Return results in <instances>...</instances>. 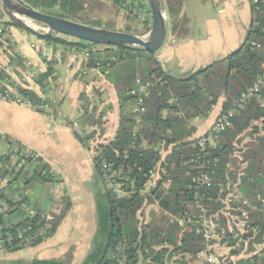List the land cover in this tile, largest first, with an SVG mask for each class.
<instances>
[{
  "label": "trees",
  "instance_id": "obj_1",
  "mask_svg": "<svg viewBox=\"0 0 264 264\" xmlns=\"http://www.w3.org/2000/svg\"><path fill=\"white\" fill-rule=\"evenodd\" d=\"M23 1L44 14L83 23L77 16L83 9V5L77 2L71 0ZM116 2L118 5L124 3L131 13L135 9H147L146 0H116ZM254 9L255 7L253 8V29L242 48L234 55L214 63L188 79L166 76L160 63L151 58L147 59L146 56L151 53L143 49L100 46L75 39L69 42L56 35L40 39L53 47L55 52L63 47L88 52L90 59L85 65L90 69L100 67L104 74L110 69L123 71L122 74L117 72L116 81H114L122 113L119 132L112 142L100 144L95 151L93 188L97 231L92 241V248L82 264H191L187 258L194 263L199 254L206 252L204 238L197 233L199 225L196 222L188 225L187 228H182L177 222L170 223L167 220V225L161 227L157 223V216L153 215L154 219L147 224L142 216L146 207L153 204H158L162 211L174 217H184L186 214L193 217L198 216L199 212L194 203L198 172L192 163L197 154L195 147L197 140L183 143L184 139L181 137L180 130L186 120L208 117L222 96L226 98L222 114L226 113L241 94L252 87L259 75L264 72V49L254 50L251 46L252 42L262 39L260 24L264 20V4L261 5L259 12H255ZM167 11L170 22L173 24L175 17L179 14L171 7H167ZM147 13L150 15V10ZM146 25L147 27L151 25V18ZM6 26L16 25L6 23ZM88 26L102 28L97 23ZM124 32L132 34L133 30L127 29ZM9 48H12L11 45ZM101 53H105V61L99 56ZM145 60L154 66V69L149 73L139 75L138 63L146 62ZM54 64V61L49 62L47 72L41 74L35 81L44 96L49 95L56 82ZM9 67L15 71L20 68L24 69L26 61L13 51ZM152 75L156 77L152 78ZM8 77L10 76L6 69L0 67V89ZM138 80L145 84L151 83L149 95L144 101L146 112L141 120L143 129H138L134 118H130L126 112L128 102L135 103V97H131L128 93L138 89ZM11 84L14 85V82ZM18 92L20 97L29 99L36 106L41 105L43 101V98L34 90L18 87ZM81 99L84 103L88 100L85 94L81 96ZM37 111L45 113L41 109ZM85 111L87 118H94L97 113L95 108L90 111L89 106L85 108ZM102 116L93 125L101 126ZM256 123L262 124V132H264V93L262 103L252 100L246 109L233 120V127L221 136L216 149L212 150L213 158L217 161L211 170L213 186L203 191L206 194V204L210 215L217 214L226 208L224 201L228 194L234 191V189L228 190L229 181L237 183L239 176L232 171L239 170L236 167L237 160L232 157L235 142L239 141L238 137L249 129L258 133L259 128L255 125ZM169 130L173 131L172 135L168 134ZM76 136L82 145L90 148L88 142L95 138L96 133L85 137L76 133ZM144 141H147V145ZM16 145L13 144V147H21ZM163 145L164 148L175 145L173 151L164 160L160 147ZM242 157L244 162H248V166L243 171L238 188L243 193L242 200H248L257 210L245 207L241 201V203H231L229 214L241 216V210L249 212L251 225L260 229L261 234L258 237L260 242L264 236V216L259 210L260 204L257 196H264V134L248 147ZM159 163L161 164L159 171L161 179L151 187L150 172L156 170ZM231 164L235 166L234 169L229 168ZM106 167L121 173V180L118 182L123 184L122 191L128 194L125 198H120L114 189L109 188L111 173H107ZM48 171V165L34 167L31 164L24 174L26 185L52 184L53 179ZM8 172L2 169L0 177L6 178ZM19 177L20 175H15L9 187L0 192V208L4 201L11 207L14 205L13 199L18 190L14 191L13 186ZM168 182L170 183L169 188H165V183ZM19 210L9 213L8 217ZM8 217L0 213V228L2 229L0 233L6 237L17 236L23 228H30L28 236L33 237L45 225L42 213L24 217L19 224H13L11 227H6ZM219 218L220 227L228 228L229 218L223 215H219ZM60 220L55 217L51 222V228L44 229L45 234L34 239L32 244L25 247L17 244L15 248H7V252L16 253L42 244L56 234ZM227 238L230 246H234L236 241L230 233ZM241 254L242 249L231 251L229 257H225L224 264H264V252L250 258L241 257ZM232 258L238 259L234 261ZM10 264L64 263L35 259L31 262L19 260Z\"/></svg>",
  "mask_w": 264,
  "mask_h": 264
},
{
  "label": "crops",
  "instance_id": "obj_2",
  "mask_svg": "<svg viewBox=\"0 0 264 264\" xmlns=\"http://www.w3.org/2000/svg\"><path fill=\"white\" fill-rule=\"evenodd\" d=\"M80 1L84 10L85 2L88 0ZM165 3L166 7H171L179 15L175 17L173 24L169 21L167 39L161 49V55L156 60L165 75L175 79H188L214 63L234 55L249 39L253 29L254 13L250 0H165ZM77 16L79 19L83 18L82 15ZM0 22H7L1 6ZM81 24L86 25L85 22ZM8 30L12 48L8 51L0 50V67L12 70L13 80H18V72L22 68L15 71L9 67L10 57L14 51L26 61V64L36 66L41 74L47 72L49 62L43 61L39 52L32 47L34 43L46 45L47 43L17 26H9ZM109 30L123 32L122 28ZM48 47L49 54L55 56L51 61L55 62L56 82L47 96L58 100L56 112L54 115H49L33 108L0 100V152L3 150L5 140L17 144L16 146L32 149L40 155L45 165L55 172L59 180L58 185L52 183L26 186L25 209L20 208L6 218V227L19 224L31 210L35 213H48L57 197L62 198L63 204L60 213L56 216L61 222L56 234L42 244L16 253L4 251L2 252L4 256L0 259L11 263L19 260L31 262L38 259L64 264H82L92 248V241L97 231L93 188L94 151L100 144L112 142L119 132L122 113L114 81L117 72L122 74L123 71L110 69L104 74L100 67L90 69L81 59L74 57L76 50L73 48L63 47L55 52L53 47ZM142 62L144 61L138 63L139 75L154 69L151 64L142 65ZM155 77L152 75V78ZM24 86L25 89L34 90L41 97L44 96L35 82L25 83ZM83 94L88 99L86 104L81 99ZM225 103L226 98L222 96L208 117L186 120L180 130L183 143L193 142L207 135L222 114ZM84 106L85 108L89 106L90 111L96 109L94 118H87ZM126 112L132 118L130 102L126 106ZM101 116L103 124L93 125ZM255 125L259 128L258 133L249 129L238 137L239 141L235 142L232 157L237 160L236 167L239 170H235L232 164L229 168L239 174L237 181L239 184L243 171L248 166L242 155L258 137L264 134L262 124ZM74 127H79L88 134L96 133L95 138L88 143L90 148L81 144ZM140 129H143L142 123ZM168 134L172 135L173 131L169 130ZM144 144L147 145V141H144ZM174 146L168 148H164V145L160 146L163 160L173 151ZM160 168L159 163L154 170L155 179L152 186L161 179ZM169 185V182L165 183V188H169ZM121 194L126 197V193ZM238 194L242 198L243 193L240 188ZM149 211L156 212V215L165 217L172 223V215L162 211L158 204L147 206L144 214ZM216 251L225 254L224 257L227 258L231 252L217 246ZM199 256L200 254L194 263L190 258L187 260L191 264H203L206 255ZM232 259L237 261L238 258Z\"/></svg>",
  "mask_w": 264,
  "mask_h": 264
},
{
  "label": "built area",
  "instance_id": "obj_3",
  "mask_svg": "<svg viewBox=\"0 0 264 264\" xmlns=\"http://www.w3.org/2000/svg\"><path fill=\"white\" fill-rule=\"evenodd\" d=\"M264 4V1L260 0H252L251 5L254 8L255 12H259L261 9V5ZM146 5L149 9L147 0ZM146 7V8H147ZM261 33L262 39L260 41L252 42L251 46L254 50H262L264 49V20L261 22ZM9 27L6 26V23H0V50L8 51L11 39L9 37ZM48 45V44H47ZM41 43H34L33 49L37 50L45 62H51L54 59V55L49 54V45ZM74 57L77 59H81V61L85 64L90 59V54L86 51H75ZM113 60V59H112ZM6 72L10 77L4 80L2 89H0V100L4 102L13 103L19 106H25L33 109H41L45 113L49 115L55 114V109L58 106V102L55 98L43 96V101L41 105H34L29 99L20 97L18 92V87L26 88L25 83L35 82L36 79L41 75L40 71L36 66L26 64V67L18 72V80L14 81L12 78V70L6 69ZM14 82V85L11 84ZM138 89L130 91L128 94L131 97H135V103H130V116L134 118L138 129L141 127L142 116L146 112L145 97L149 95V88L151 87V83H143L141 80H138ZM263 93H264V72L259 75L256 82L250 87L246 92L242 93L238 100H236L230 110L226 113L221 114L217 121L213 124L210 131L207 135L201 137L197 140L195 147L197 149V154L195 160L192 163L195 165V169L198 172V177L196 180V193L194 203L199 212L197 217L185 215L184 217H174L171 216L172 222H177L178 225L182 228H187L188 225L194 224L195 222L199 225L197 229V233L202 235L204 238V245L206 247V252L200 254L206 255L208 264H224L225 263V254H221L216 251L217 247H223L228 249L229 251L233 250H241L242 249V257L250 258L254 255L260 254L264 251V236L263 239L259 242L258 237L261 232L255 226L251 225L250 214L247 211L241 210L242 215H230L229 210L231 209V203H241L245 207L252 208L253 210H257L256 207L251 205L248 200H242V198L238 194V186L239 183L229 181L227 186L228 190L234 189L233 192H230L227 196V199L224 201L226 208L221 210V212L210 215V211L207 207L206 194L203 191L212 188L213 181L211 176V170L215 167L217 161L213 158L212 150L216 149L217 142L221 138V136L227 132L229 129L233 127V120L238 117L248 106V104L252 100H257L258 102L263 101ZM0 166L5 163L12 164L17 169H9V172L20 175L18 181L13 186V190L16 192V196L13 199V206L11 207L7 202H2L0 213H4L6 217L9 216V213L18 210L20 208L25 209V205L27 203V193L26 189V178L23 172L28 171L29 166L32 164L34 167H39L45 165L42 158L38 153L29 149L27 147L15 148L13 144L5 140L3 143V150L0 152ZM31 163V164H30ZM107 173H111L110 176V184L114 188L116 193L123 192L122 187L123 184L119 183L118 180H121V173L117 171H112L110 167H106ZM50 177L53 179V184L58 185L59 180L55 172L49 168L48 171ZM6 178L0 177V192L7 187L13 180L9 174H6ZM155 179V171L150 172V180L149 184L152 186L153 180ZM128 195V194H126ZM258 203L260 204V212L264 216V196H257ZM62 205V198L57 197L52 206L50 207V213H43L42 218L45 221V225L43 229L36 235L28 236L30 232V228H23L19 231L17 236L10 235L6 237L3 233H0V251H7V248H15L18 246H28L32 244L34 239L39 238L45 234L46 231L44 229L51 228V222L55 219V217L60 212V207ZM37 213L34 211L28 212L29 216H36ZM219 215H223L228 217V228L220 227V218ZM1 231V230H0ZM228 233L232 235L235 239V245L230 246L229 239L227 238ZM262 242V243H261ZM216 243V244H214ZM253 250V251H251Z\"/></svg>",
  "mask_w": 264,
  "mask_h": 264
},
{
  "label": "water",
  "instance_id": "obj_4",
  "mask_svg": "<svg viewBox=\"0 0 264 264\" xmlns=\"http://www.w3.org/2000/svg\"><path fill=\"white\" fill-rule=\"evenodd\" d=\"M147 3L151 13L152 27L148 36L144 38L50 16L34 9L23 0H0V6L11 24L39 39L56 34L100 46L130 47L157 53L167 39L168 11L165 0H147ZM21 18L33 22L38 28L47 29L48 32L38 33L26 25Z\"/></svg>",
  "mask_w": 264,
  "mask_h": 264
},
{
  "label": "rangeland",
  "instance_id": "obj_5",
  "mask_svg": "<svg viewBox=\"0 0 264 264\" xmlns=\"http://www.w3.org/2000/svg\"><path fill=\"white\" fill-rule=\"evenodd\" d=\"M74 2H77V4H81L82 2L80 0H71ZM87 6V7H86ZM148 7L145 10H134L133 13H131L126 7L125 4L123 3L122 5H118L116 0H88L85 2V8L84 10L82 9L79 15H82L83 18H80V20L86 24H94L97 23L99 26H101L103 29H115V28H122L123 32L124 30L131 29L133 30V33L135 36L139 37H144L146 38L151 30L152 27V19H151V25L147 27L146 22L149 21V18H151V14L149 15L147 13ZM7 18V17H6ZM170 19L168 17V23ZM6 23H11L8 18ZM120 23V24H119ZM119 24V25H118ZM14 25V24H13ZM56 35V34H54ZM60 39H65L66 41H71V38H68L66 36H61V35H56ZM162 50L158 51L157 53H151V55H147L146 58H151L153 60L158 59V57L161 55ZM102 57L103 61L106 60L105 53H101L99 55ZM146 62H142V65H145L148 63L147 60ZM123 65V64H120ZM148 66V65H147ZM102 69V68H101ZM103 71V70H102ZM57 100V99H56ZM58 102V100H57ZM59 103V102H58ZM57 108V107H56ZM56 112V109H55ZM103 124V122H102ZM76 130L75 132L78 135H81L82 137H85L86 135H89L85 131H81L79 127H74ZM91 134V133H90ZM90 142V141H89ZM88 142V143H89ZM95 149V148H94ZM95 152V151H94ZM96 155V152H95ZM2 169H5L6 171H9V169H17L14 167L12 164H6L3 166H0V171ZM26 172H23L25 174ZM9 176L15 179V174L8 172ZM109 188H112V184L108 182ZM5 190V189H4ZM26 190V189H25ZM122 192H119L118 195L122 199L124 198ZM63 204L61 205L60 209L62 208ZM51 211V210H50ZM50 211H48L50 213ZM60 213V212H59ZM156 212L149 211L143 214L142 219L144 220L145 223H150L153 219L154 216H157L158 218V225L161 227H165L167 225V220L165 217H159L156 215ZM4 254L0 252V258L3 257ZM205 257V255L203 256ZM207 257H205V262L203 264H207ZM195 262V261H194ZM11 262H6L5 260L0 259V264H10Z\"/></svg>",
  "mask_w": 264,
  "mask_h": 264
},
{
  "label": "bare ground",
  "instance_id": "obj_6",
  "mask_svg": "<svg viewBox=\"0 0 264 264\" xmlns=\"http://www.w3.org/2000/svg\"><path fill=\"white\" fill-rule=\"evenodd\" d=\"M21 20L28 25L29 27H31L33 30L37 31L38 33H47L48 30L44 29V28H38L33 22L25 19V18H21Z\"/></svg>",
  "mask_w": 264,
  "mask_h": 264
}]
</instances>
